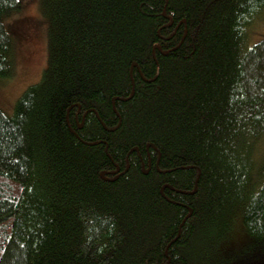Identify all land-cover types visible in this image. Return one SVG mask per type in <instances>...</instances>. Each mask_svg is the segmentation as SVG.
Segmentation results:
<instances>
[{
	"label": "trees",
	"instance_id": "obj_1",
	"mask_svg": "<svg viewBox=\"0 0 264 264\" xmlns=\"http://www.w3.org/2000/svg\"><path fill=\"white\" fill-rule=\"evenodd\" d=\"M39 9L46 66L0 109V264H264V0Z\"/></svg>",
	"mask_w": 264,
	"mask_h": 264
},
{
	"label": "rangeland",
	"instance_id": "obj_2",
	"mask_svg": "<svg viewBox=\"0 0 264 264\" xmlns=\"http://www.w3.org/2000/svg\"><path fill=\"white\" fill-rule=\"evenodd\" d=\"M20 8L5 20L13 41V70L8 79L0 80V109L11 112L16 98L37 82L47 62L46 22L39 9V0H20ZM251 41L264 38V20L257 19L251 29ZM231 247H240L243 235L234 229L229 239ZM217 254L222 257L221 250ZM225 258V257H224ZM236 264H261L252 257L238 256Z\"/></svg>",
	"mask_w": 264,
	"mask_h": 264
},
{
	"label": "flooded vegetation",
	"instance_id": "obj_3",
	"mask_svg": "<svg viewBox=\"0 0 264 264\" xmlns=\"http://www.w3.org/2000/svg\"><path fill=\"white\" fill-rule=\"evenodd\" d=\"M128 168V167H127ZM120 169L119 167H114V170H110L107 172V176L111 179H114L120 175Z\"/></svg>",
	"mask_w": 264,
	"mask_h": 264
},
{
	"label": "water",
	"instance_id": "obj_4",
	"mask_svg": "<svg viewBox=\"0 0 264 264\" xmlns=\"http://www.w3.org/2000/svg\"><path fill=\"white\" fill-rule=\"evenodd\" d=\"M80 128H81V127H80ZM103 176H104V173H101L100 177H102V178H103Z\"/></svg>",
	"mask_w": 264,
	"mask_h": 264
}]
</instances>
